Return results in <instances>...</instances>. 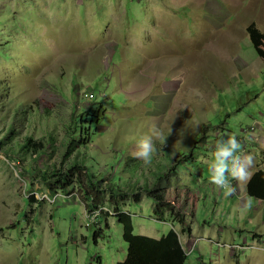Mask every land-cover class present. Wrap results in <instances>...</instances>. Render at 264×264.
Instances as JSON below:
<instances>
[{"label":"rangeland","instance_id":"rangeland-1","mask_svg":"<svg viewBox=\"0 0 264 264\" xmlns=\"http://www.w3.org/2000/svg\"><path fill=\"white\" fill-rule=\"evenodd\" d=\"M3 83L13 99L38 108L19 122V134L56 136L40 165L66 162L69 111L75 101L76 113L89 106L88 98L102 105L92 107L96 134L79 149L93 172L117 159L110 176L152 186L168 158L191 152L157 187L183 210L188 230L154 218L142 195L123 207L133 234L160 239L173 229L184 246L196 241L186 264H264V201L248 198L244 180L237 195L219 193L208 168L216 140L235 135L238 152L253 157L250 173L264 170V0H0ZM9 123L0 117V137ZM153 125L164 140L153 137L147 161L134 157ZM128 160L137 161L135 171ZM29 181L0 150V264L124 261L113 214L87 226L76 185L54 192Z\"/></svg>","mask_w":264,"mask_h":264},{"label":"trees","instance_id":"trees-1","mask_svg":"<svg viewBox=\"0 0 264 264\" xmlns=\"http://www.w3.org/2000/svg\"><path fill=\"white\" fill-rule=\"evenodd\" d=\"M8 89L9 84L5 85L3 83L0 85V117L2 115H4V119L8 115L11 117V123L5 126V132L1 134L0 150L5 158L12 161L15 167L18 168L21 178H29V184L31 185L36 180L54 192L58 188L66 190L71 183V185L78 187L79 193H81L82 198L86 202L87 210H96L104 206L109 211H112L114 213L113 217L116 218L122 227V238L127 244L126 257L124 261L117 264H186L187 254L184 252L176 231L172 229L160 239L135 235L132 232L131 215L129 212L123 211V207L126 202L128 204L132 202L138 203L142 195H146L153 202L152 212L154 218L182 225V231L186 232L188 228L183 225L186 217L183 210L176 208L174 204L166 200L163 191L157 187H161L164 180H167L172 173H176L180 162L191 158V152L188 155L185 153L180 154L178 158L172 160L168 158V167L164 168L161 166L163 169L160 168L159 172L152 177V186L147 183L142 188L139 186H136V188L130 186L132 183L129 182H125L122 185L120 183L121 175L114 174L115 176H110L115 171L114 165L117 159L108 163L106 168L93 172L86 165L85 159H81L79 149L86 145V141L91 135L96 134V130L92 132L91 128L94 126L93 123L100 120V117L93 113L92 107L99 108L102 105L98 104L100 101L97 102L93 98H88L87 102L90 105L86 106V108L84 106L80 107L81 109L76 113V101L73 99L75 103H72V109L68 114L69 122L66 125L68 139H64L65 150L62 153L66 162L59 168L56 164L40 165L38 155L45 156L49 147L56 145L54 141L56 136L53 132H48L45 136L40 137H35L29 133L21 136L17 128L19 122L27 120V114L32 112V109L38 111V108L36 106L31 108L29 103L16 101L11 97ZM73 96L75 97V95ZM1 110H5L4 114ZM199 140L200 138H197L194 144H197ZM73 151L75 156L71 158L70 155ZM120 153H123V151ZM21 160L24 164L21 163L19 165ZM133 161L132 165H130L129 160L125 165L130 166L128 167L129 169L133 168L131 172H133L132 170L135 171L134 168L137 166V161ZM130 193L134 194L130 195ZM246 194L248 197L264 201L263 170L256 171L250 177L246 184ZM34 200L33 194L27 198V201ZM103 215H108V212H103L101 216ZM22 216L21 214L20 217ZM91 225L94 226V224Z\"/></svg>","mask_w":264,"mask_h":264},{"label":"clouds","instance_id":"clouds-1","mask_svg":"<svg viewBox=\"0 0 264 264\" xmlns=\"http://www.w3.org/2000/svg\"><path fill=\"white\" fill-rule=\"evenodd\" d=\"M169 132L170 128L168 129V133ZM153 137H160L163 140L165 138V136H162L160 129L156 125L151 127L149 134L137 141L136 150L132 153V155L147 161L154 152ZM240 147L241 145L235 135L217 139L212 152V159L208 164L210 181L224 189L225 195H229L233 191L228 177L237 180H246L250 178V167L253 164V157L250 153L241 155L238 152ZM193 243H196V241L191 244ZM243 248L244 246H242V248H238V250H244ZM183 249L185 254H187L189 249L187 250L185 246ZM191 253L192 252L188 255Z\"/></svg>","mask_w":264,"mask_h":264},{"label":"built area","instance_id":"built-area-1","mask_svg":"<svg viewBox=\"0 0 264 264\" xmlns=\"http://www.w3.org/2000/svg\"><path fill=\"white\" fill-rule=\"evenodd\" d=\"M227 175V174H226ZM229 178V180H230V183H231V186H232V188H233V191H232V193L233 194H237L236 193V191H237V184H236V182L234 181V179L233 178H231V177H228ZM218 187V190H219V192H222V191H225L224 189H222L221 187H219V186H217ZM86 209V208H85ZM103 212H108V214H113L114 215V213H112V211H109L106 207H104V206H101V207H99L98 209H96V210H87L86 209V214H87V217H88V219H86V221H87V226L88 225H91V224H94L98 219H99V217L101 216V214H103ZM194 247V243L191 245V248H193ZM231 249L233 248V247H230Z\"/></svg>","mask_w":264,"mask_h":264},{"label":"crops","instance_id":"crops-1","mask_svg":"<svg viewBox=\"0 0 264 264\" xmlns=\"http://www.w3.org/2000/svg\"><path fill=\"white\" fill-rule=\"evenodd\" d=\"M260 170V169H259ZM258 171V170H257ZM264 171V170H263ZM256 171H254L253 173H255ZM253 173H250V177L253 175ZM234 179V178H233ZM250 178H248V179H246V180H244V182H242L241 180H237V179H234L235 181H236V184H237V187L239 186L238 185V183H239V181H241L242 182V188H243V191L245 190V192H246V184H247V182H248V180H249ZM238 190H239V187H238ZM244 192V193H245ZM219 193H221V192H219ZM240 193H241V191H240ZM234 195H237V194H234ZM241 198V197H240ZM249 198V197H248ZM239 199V198H238ZM252 199V198H251ZM255 201H257V202H259L260 200H255ZM259 203H262V202H259ZM245 204H248V205H250L251 203L248 201V200H246V203ZM260 219L264 222V211H262V213L260 214ZM188 234V233H187ZM186 237V241H188V239H190V240H192V234H190V237L188 238L187 236H185ZM183 248H184V246H183ZM247 248V246H244V248L243 249H246ZM247 249H252L251 247H248ZM260 248H257V249H254V254L257 256H259L260 254V252L262 251V250H259ZM239 251V250H238ZM237 251V252H238ZM242 251V250H241ZM236 251H234V252H232V254H231V258L233 259V260H235V262H236V259H237V253ZM189 255H187V257H188Z\"/></svg>","mask_w":264,"mask_h":264},{"label":"bare ground","instance_id":"bare-ground-1","mask_svg":"<svg viewBox=\"0 0 264 264\" xmlns=\"http://www.w3.org/2000/svg\"><path fill=\"white\" fill-rule=\"evenodd\" d=\"M179 235V234H178ZM186 238V237H185ZM184 238V239H185ZM179 239H180V236H179ZM186 240V239H185ZM184 240V241H185ZM189 241H191L190 239H189ZM182 243V242H181ZM186 246H185V248L188 250L189 248H190V245H192V244H185ZM182 246H184L183 244H182ZM196 246V243H194V247ZM194 247L193 248H190L188 251H187V255L190 253V252H193L194 251ZM227 247V246H226ZM228 248H230V247H228Z\"/></svg>","mask_w":264,"mask_h":264}]
</instances>
